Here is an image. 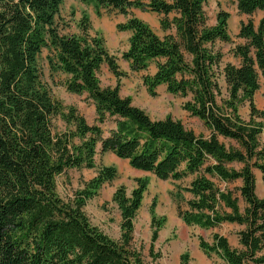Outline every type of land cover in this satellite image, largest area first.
Returning a JSON list of instances; mask_svg holds the SVG:
<instances>
[{
  "label": "trees",
  "instance_id": "obj_1",
  "mask_svg": "<svg viewBox=\"0 0 264 264\" xmlns=\"http://www.w3.org/2000/svg\"><path fill=\"white\" fill-rule=\"evenodd\" d=\"M62 0H0V264H145L131 245L133 218L147 187L146 178L126 193L115 189L112 200L120 214V235L112 239L93 225L84 211L86 201L116 176L113 166H101L82 188L63 199L56 189V176L69 169L93 168L95 155L111 152L132 168L159 179L193 178L183 187L192 195L181 209L180 192L174 194L177 213L189 225L201 228L221 223L243 225L237 231L238 246L218 233L210 241L199 239V248L215 254L225 264H264V195L255 194L254 170L264 174V105L253 97L264 80V15L239 26L243 42L231 53L237 65L221 64L216 41L230 42L229 14L219 11L209 25L204 5L208 0H78L93 4L96 13L128 16L139 8L158 14L159 36L146 22L130 16L118 23L129 30L128 47L121 56L142 75L150 95L159 85L167 92L189 97L183 108L209 130L196 134L178 119L167 115L152 119L119 94V84L101 86L98 72L103 65L119 78V70L101 37L89 33L88 18L80 21V34H61L56 17ZM240 13L264 14V0H236ZM43 48L49 69L66 76L63 84L73 94H86L94 107L89 124L73 106L52 97L42 81L39 56ZM186 57H189L188 59ZM222 76L226 91L219 85ZM247 105L244 119L239 108ZM60 119L64 129L56 130ZM113 125L105 133L103 125ZM219 136L234 140L226 147ZM237 162L239 169L228 167ZM214 180H240L238 196ZM151 240L161 222L152 220Z\"/></svg>",
  "mask_w": 264,
  "mask_h": 264
},
{
  "label": "rangeland",
  "instance_id": "obj_2",
  "mask_svg": "<svg viewBox=\"0 0 264 264\" xmlns=\"http://www.w3.org/2000/svg\"><path fill=\"white\" fill-rule=\"evenodd\" d=\"M207 23L213 25L217 12L223 10L229 14L227 20V31L231 37L230 42L216 41L214 47L222 53L221 64L231 63L237 65L239 58L235 57L231 50L243 39L237 36L239 26L243 22L252 21L256 26L263 12L254 11L252 14L240 13L236 7V0H208L204 5ZM86 15L89 23V33L102 38L108 53L112 55L119 70L125 75L117 78L103 65L98 72L101 86H115L119 84V94L129 96L132 104L143 109L152 119H162L169 115L173 119L180 120L185 127L192 129L196 134L207 137L209 130L203 122L192 116L183 108V103L189 97H181L167 92L165 85L156 88V94L150 95L142 82V75L152 74L155 71V61H152L146 71L134 72L129 69L128 62L121 56L128 47L129 30L119 31L116 28L118 23H123L130 16H135L146 22L159 36L164 32L159 28V15L148 10L139 8L130 9L128 16L120 13H107L104 10L98 15L93 4H85L78 0H62L59 13L56 17V24L61 34H80V21ZM49 51L43 48L39 56V68L42 81L47 85L53 98L58 99L65 106H73L86 119L89 124L94 123V107L86 94H73L65 89L63 84L66 76L59 71L49 69L46 57ZM187 59L189 57H186ZM259 89L255 92L253 101L258 109L264 105V80H259ZM219 85L225 95V82L220 76ZM240 115L248 118L249 110L247 105L239 108ZM56 130L65 128L60 119L54 120ZM113 124L107 122L103 125L105 133ZM219 141L226 147L237 146L234 140L218 137ZM259 142L264 145V132L258 137ZM113 166L116 168V176L111 181L105 182L96 194L86 201L84 206L85 214L89 221L102 230L112 239L120 235V214L116 204L112 200L115 189L123 187L127 194L136 186L137 178H146L147 187L143 193L140 207L133 218V232L131 245L139 251L145 264H225L215 254L206 255L199 248V239L210 241L213 233L227 237L229 244L237 247V231L243 225L235 223H221L216 227L201 228L197 225L186 224L178 215L174 194L180 192L183 200L180 201L181 209H186V200L192 195L183 191L192 175L181 180L159 179L150 172H144L132 168L128 161L116 157L111 152L95 155V166L93 168L69 169L65 173L56 176V189L63 199H68L73 193L82 188L92 178L97 169L101 166ZM240 163L232 162L228 167L239 169ZM255 194L258 197L264 195V174L254 170ZM220 188H228L235 191L238 196L239 210L242 212L245 203L236 190L241 182H220L214 180ZM160 221L161 225L157 230V237L151 240L152 220Z\"/></svg>",
  "mask_w": 264,
  "mask_h": 264
},
{
  "label": "crops",
  "instance_id": "obj_3",
  "mask_svg": "<svg viewBox=\"0 0 264 264\" xmlns=\"http://www.w3.org/2000/svg\"><path fill=\"white\" fill-rule=\"evenodd\" d=\"M258 171V170H257Z\"/></svg>",
  "mask_w": 264,
  "mask_h": 264
}]
</instances>
